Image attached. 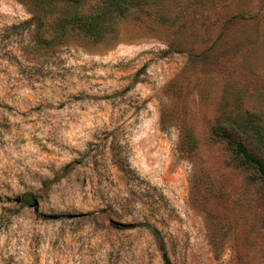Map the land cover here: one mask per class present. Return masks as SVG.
<instances>
[{
    "label": "rangeland",
    "instance_id": "obj_1",
    "mask_svg": "<svg viewBox=\"0 0 264 264\" xmlns=\"http://www.w3.org/2000/svg\"><path fill=\"white\" fill-rule=\"evenodd\" d=\"M32 17L0 0V264H264L228 133L264 138V0H149L56 46Z\"/></svg>",
    "mask_w": 264,
    "mask_h": 264
},
{
    "label": "trees",
    "instance_id": "obj_2",
    "mask_svg": "<svg viewBox=\"0 0 264 264\" xmlns=\"http://www.w3.org/2000/svg\"><path fill=\"white\" fill-rule=\"evenodd\" d=\"M35 23L34 38L41 44L61 45L73 38L97 42L111 36L115 25L135 7L149 0H24ZM249 126V125H248ZM233 127L230 144L239 161L264 181V138L241 137Z\"/></svg>",
    "mask_w": 264,
    "mask_h": 264
},
{
    "label": "water",
    "instance_id": "obj_3",
    "mask_svg": "<svg viewBox=\"0 0 264 264\" xmlns=\"http://www.w3.org/2000/svg\"><path fill=\"white\" fill-rule=\"evenodd\" d=\"M17 200L21 201V198H18ZM30 205L33 206L37 212H39V201H38V199H34V201ZM41 215L44 217H52V218L56 217L55 215H49V214L42 213V212H41Z\"/></svg>",
    "mask_w": 264,
    "mask_h": 264
}]
</instances>
